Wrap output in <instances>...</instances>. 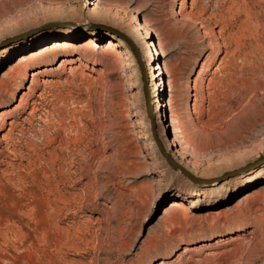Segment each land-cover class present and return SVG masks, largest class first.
Masks as SVG:
<instances>
[{"label": "rangeland", "instance_id": "rangeland-1", "mask_svg": "<svg viewBox=\"0 0 264 264\" xmlns=\"http://www.w3.org/2000/svg\"><path fill=\"white\" fill-rule=\"evenodd\" d=\"M161 262L264 264V0H0V264Z\"/></svg>", "mask_w": 264, "mask_h": 264}, {"label": "bare ground", "instance_id": "bare-ground-1", "mask_svg": "<svg viewBox=\"0 0 264 264\" xmlns=\"http://www.w3.org/2000/svg\"><path fill=\"white\" fill-rule=\"evenodd\" d=\"M92 5H94V4H92ZM108 45H109V47H108L109 49H115V44H114V42L112 40H110L108 42ZM94 46L97 47L96 44ZM83 55H84L83 58H86V54H83ZM73 61L74 60L72 58L64 59V60H62L61 66L68 67L69 72L73 73L74 70L72 69V66H71ZM152 65H154L152 62H149L148 65H147L148 69H149V73H147V79H148V76H149V79H150V82H151V86H153V88H154L153 89V93H154V97L156 98L155 101H154L155 104H156L155 117L158 120L159 125H160V129H159L160 140L157 137L158 136L157 135L158 134L157 131L154 132V130L152 129L153 136L150 137V139H149L150 143L149 144L151 146L150 148L152 149V151H157L158 147H159V149L162 152V146L165 147L168 151H170V149H172L171 146H172L173 143H172V141L170 140V137H169L168 130L170 128L166 124V118L168 116H167L166 111L164 110V109H167L168 104H166V102H162L161 94L159 93L160 92V88L158 87V84H157L158 83V79L162 76V74H160V72L158 74V71H163V68L159 65L156 69H154V66L152 67ZM150 66H151V70H150ZM36 72L37 71L33 72L31 85L28 88L29 92H34L36 87L47 83V81H46L47 79H41L40 76H38V74L40 72H37V73ZM42 73H44V72L41 71V74ZM37 97L40 98L41 95H38ZM34 104L37 105V103H35V102H34ZM22 106H23V104L20 103L19 106H18V109H21ZM32 114H33V111H32V113L30 112L29 115L33 116ZM16 124H18V123L15 122V121L10 123V125H11L10 129L11 130L9 132L10 135H8L7 136L8 138H6L7 140L10 138L11 134H13V131H14L15 127H16ZM173 156L176 158V160L180 159V164L185 169H187V172H189L193 176H203V173H201L198 169H196L194 167L193 163L191 162V159L188 157L189 155H187L186 153H180L179 156H177L176 154H173ZM248 162L249 161L247 159L239 160V161H237V163H235L234 167L231 170H242L244 168V166H246V164ZM179 172L173 171L172 172V174H174L173 177H175V178L182 177L184 180H186V182L191 184V181L189 180V178L186 175H184L182 173H179ZM187 250L188 249H186L185 252H187ZM161 264H163V262H161Z\"/></svg>", "mask_w": 264, "mask_h": 264}, {"label": "water", "instance_id": "water-1", "mask_svg": "<svg viewBox=\"0 0 264 264\" xmlns=\"http://www.w3.org/2000/svg\"><path fill=\"white\" fill-rule=\"evenodd\" d=\"M122 40H124L130 47V49L132 50L133 54L135 55L140 67H141V70H142V73H143V81H144V95H145V100H146V105H147V114L151 120V125L153 126V130L154 132L157 131V122H156V119L154 118V114H153V111H154V106L152 104V98H151V95H150V90L148 88V79H147V74H146V69H145V66H144V63L142 61V57H141V54H140V51L138 49V47L136 46V44L128 37L126 36L125 34L123 33H120V32H115ZM162 155L164 156V158H166L167 162L173 167L175 168V162L172 158V156L168 155V154H165V151L162 149Z\"/></svg>", "mask_w": 264, "mask_h": 264}]
</instances>
